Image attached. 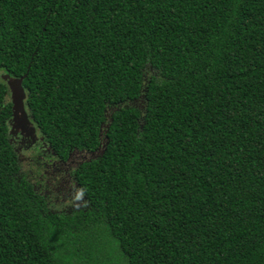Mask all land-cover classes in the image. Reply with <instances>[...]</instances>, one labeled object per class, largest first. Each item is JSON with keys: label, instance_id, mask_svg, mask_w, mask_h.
Wrapping results in <instances>:
<instances>
[{"label": "trees", "instance_id": "obj_1", "mask_svg": "<svg viewBox=\"0 0 264 264\" xmlns=\"http://www.w3.org/2000/svg\"><path fill=\"white\" fill-rule=\"evenodd\" d=\"M0 72L57 158L102 150L47 210L0 78V264H264V0H0Z\"/></svg>", "mask_w": 264, "mask_h": 264}, {"label": "flooded vegetation", "instance_id": "obj_2", "mask_svg": "<svg viewBox=\"0 0 264 264\" xmlns=\"http://www.w3.org/2000/svg\"><path fill=\"white\" fill-rule=\"evenodd\" d=\"M9 96H10V92H9ZM10 121H11V117H10V119L8 121V126L10 124ZM30 122H31V120H30ZM31 124H32V122H31ZM32 126H33L34 130L32 132H30V133H27L25 131L22 132L21 129H14V133L11 134L10 133V126L8 128L9 142L13 146V148L15 149L14 151L17 154L18 161H19V167H20V173L22 175H25V177H28V179L29 178L32 179L31 183L33 184V188L37 191V193L39 195H41L43 197V199L45 201V204H46L47 210H49L50 212H53V213H62V212L69 213L72 210H74L76 208H79V206L82 205L84 203V201H85V197L82 195V193H81L80 189L78 188V186H77V184H76V182L74 180V177L72 175V171L75 168V166L77 165V163L75 165L71 166V168L63 169V166H65L66 163H69L71 155L73 153L69 154V158L66 161H63V160L57 158L55 156V154L51 151V149L47 145V143L44 141L43 136L40 135V133L37 131V129L34 127L33 124H32ZM29 148H33L35 150L34 151L35 155H33L35 158L33 157L32 162L35 164V161H34V159H35L37 161V163H36V168H35L34 171H33V169L32 170L29 169L28 174H25L21 170V164L23 163V159L24 158H21L20 151L22 149L26 150V149H29ZM82 152H79V153H82ZM39 160H41V161L48 160L49 164L51 165V167H50L51 170L50 171H52V172H54L56 174L64 175V172L66 173V170H69V171H67L68 173H66V174L70 178L71 185L76 188V190H77V192L79 194L78 195L79 196L78 201H82L81 204H79V205L74 204L70 208H67V209H64V210H60V211L54 210L51 207L52 205L50 203V193H49V190H48L47 180H45V177H46V174H45L46 166L48 164L47 163L46 164L43 163V165L40 166V168H38ZM44 165H45V167H44ZM41 168L43 170L42 172H40Z\"/></svg>", "mask_w": 264, "mask_h": 264}, {"label": "rangeland", "instance_id": "obj_3", "mask_svg": "<svg viewBox=\"0 0 264 264\" xmlns=\"http://www.w3.org/2000/svg\"><path fill=\"white\" fill-rule=\"evenodd\" d=\"M149 73L150 72H147L144 74L145 79H146V77H148ZM135 104L139 107H142V105H141L142 101L136 102ZM9 126H10V133L13 134L14 128H12L11 124H9ZM34 151L35 150L33 148H29L26 150L22 149L20 151L21 158H24L23 163L21 164V170L26 174H28L29 169L30 170L33 169V171H34L36 168L37 161L34 159L35 164L32 162L33 157H34L33 155H35ZM84 158L85 159L89 158V154L84 153V152H82V153L74 152L71 155L69 163H66V165L63 166V169L71 168V166L75 165L76 163H78L80 160H82ZM43 163L48 164L46 166L45 180H47V184H48V190L50 193V203L52 205L51 207L54 210L60 211V210L70 208L74 204H77V205L81 204L82 201H78V199H79L78 195L79 194H78L76 188L71 185L70 178L66 174V173H68L67 171H69V170H66V173L64 172V175L56 174V173L50 171L51 165L49 164L48 160H46V161L39 160L38 168H40V166H42ZM44 167H45V165H44ZM42 171L43 170L41 168L40 172H42Z\"/></svg>", "mask_w": 264, "mask_h": 264}, {"label": "water", "instance_id": "obj_4", "mask_svg": "<svg viewBox=\"0 0 264 264\" xmlns=\"http://www.w3.org/2000/svg\"><path fill=\"white\" fill-rule=\"evenodd\" d=\"M0 78L6 83L10 92L11 101V121L10 124L14 129H21L22 132H32L33 126L25 110L24 99L25 92L22 87V78H11L6 74L0 73ZM102 150L98 149L90 153V157L99 155Z\"/></svg>", "mask_w": 264, "mask_h": 264}]
</instances>
